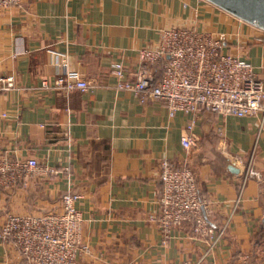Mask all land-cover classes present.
<instances>
[{"label": "crops", "instance_id": "0c3cea01", "mask_svg": "<svg viewBox=\"0 0 264 264\" xmlns=\"http://www.w3.org/2000/svg\"><path fill=\"white\" fill-rule=\"evenodd\" d=\"M190 25L225 32L224 50L249 61L264 83V29L209 1L19 0L0 8V76L14 78V88L0 92V157H34L57 171L0 186L1 212L40 213L57 208L63 192H77L88 246L78 264H181L203 254L199 264H264V173L247 180L228 218L251 150L256 168L264 162V122L202 110L185 151L180 137L191 115L170 116L158 99L141 102L116 87L111 71L114 61L135 70L138 49L155 47L160 29ZM59 53L89 81L87 90L40 86L57 78ZM161 159L193 168L210 222L226 223L213 248L191 236V221L161 242L149 219L158 212ZM0 264L27 262L0 240Z\"/></svg>", "mask_w": 264, "mask_h": 264}, {"label": "built area", "instance_id": "2783aa9c", "mask_svg": "<svg viewBox=\"0 0 264 264\" xmlns=\"http://www.w3.org/2000/svg\"><path fill=\"white\" fill-rule=\"evenodd\" d=\"M18 3L19 0H0V8ZM226 37L225 32L191 25L164 27L155 47L138 49L135 70H126L121 61L112 62L117 88L133 91L141 102L162 101L170 116L176 111L191 115L180 137L185 151L192 147L193 126L202 110L238 117L257 115L260 123L264 122V83L249 61L224 50ZM58 56L57 78L51 85L43 79L40 86L64 92L87 90L91 84L71 67L68 54ZM12 88L13 76L1 75L0 92ZM33 171L57 172L40 165L34 157L12 160L0 157V186L25 181ZM263 173L264 162L256 168L255 151L251 150L238 177L237 195L228 218L241 201L247 180L260 179ZM158 176L162 184L157 198L158 212L150 214L149 219L156 222L161 242H167L174 227L191 221V236L208 240L209 248H213L223 236L226 223L216 227L210 222L209 206L200 194L194 169L161 159ZM78 197L77 192L67 190L62 193L57 208L40 213L0 210V240L11 241L27 264H78V254L88 250L81 240L83 217L75 204ZM203 255L197 261L181 264H199Z\"/></svg>", "mask_w": 264, "mask_h": 264}, {"label": "water", "instance_id": "95a60500", "mask_svg": "<svg viewBox=\"0 0 264 264\" xmlns=\"http://www.w3.org/2000/svg\"><path fill=\"white\" fill-rule=\"evenodd\" d=\"M235 16L264 29V0H209ZM231 171H237L233 165Z\"/></svg>", "mask_w": 264, "mask_h": 264}, {"label": "trees", "instance_id": "16d2710c", "mask_svg": "<svg viewBox=\"0 0 264 264\" xmlns=\"http://www.w3.org/2000/svg\"><path fill=\"white\" fill-rule=\"evenodd\" d=\"M158 71H160V69H158Z\"/></svg>", "mask_w": 264, "mask_h": 264}]
</instances>
